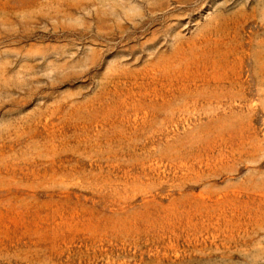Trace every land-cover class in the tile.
<instances>
[{"label":"rangeland","instance_id":"374dc122","mask_svg":"<svg viewBox=\"0 0 264 264\" xmlns=\"http://www.w3.org/2000/svg\"><path fill=\"white\" fill-rule=\"evenodd\" d=\"M0 264H264V0H0Z\"/></svg>","mask_w":264,"mask_h":264}]
</instances>
